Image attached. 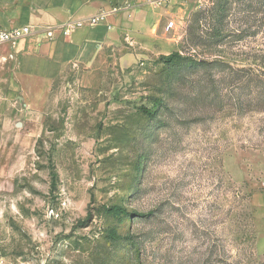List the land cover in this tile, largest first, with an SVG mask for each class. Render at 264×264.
Wrapping results in <instances>:
<instances>
[{
    "label": "rangeland",
    "instance_id": "rangeland-1",
    "mask_svg": "<svg viewBox=\"0 0 264 264\" xmlns=\"http://www.w3.org/2000/svg\"><path fill=\"white\" fill-rule=\"evenodd\" d=\"M157 9L97 79L0 67V264H264V0Z\"/></svg>",
    "mask_w": 264,
    "mask_h": 264
},
{
    "label": "crops",
    "instance_id": "crops-1",
    "mask_svg": "<svg viewBox=\"0 0 264 264\" xmlns=\"http://www.w3.org/2000/svg\"><path fill=\"white\" fill-rule=\"evenodd\" d=\"M112 8L117 11L111 13ZM101 12L106 16L95 26L85 24L66 37L61 35V24ZM160 18V9L143 0H0V30L31 28L14 45H0V67L9 66L15 82L45 86L67 74L94 79L103 69L135 60L126 52L127 42L148 51L143 33L152 41H162Z\"/></svg>",
    "mask_w": 264,
    "mask_h": 264
},
{
    "label": "built area",
    "instance_id": "built-area-1",
    "mask_svg": "<svg viewBox=\"0 0 264 264\" xmlns=\"http://www.w3.org/2000/svg\"><path fill=\"white\" fill-rule=\"evenodd\" d=\"M165 0H143V2L153 8L162 7ZM111 13H115L117 11L116 8H112ZM108 14V13H107ZM106 16V13L101 12L98 15L87 18L86 20L79 21H67L60 25L61 35L63 37L68 36L72 31L77 28L84 26L85 24L89 26H95L100 21H102ZM174 22L170 21L166 25V29H173ZM31 33L30 26H23L15 29H1L0 30V45L1 44H11L14 45L18 40L28 36ZM47 36H51V32H47Z\"/></svg>",
    "mask_w": 264,
    "mask_h": 264
},
{
    "label": "trees",
    "instance_id": "trees-1",
    "mask_svg": "<svg viewBox=\"0 0 264 264\" xmlns=\"http://www.w3.org/2000/svg\"><path fill=\"white\" fill-rule=\"evenodd\" d=\"M184 59L185 58H183L178 52H173L167 56H161L159 58V60L161 62H163L165 65H167L168 67H173L177 63L182 62ZM259 102L264 103V94L263 93L261 94ZM157 103L159 104L158 101H157ZM158 104H156V105H158ZM142 111L145 112L149 116L154 115L152 110H148L144 107H142ZM104 209L108 215H110L111 217H113L117 221H122V219L124 217L129 216V212L125 208H122L119 206H111L109 208H104ZM107 237L111 241H119L122 239V236L118 233L117 229H115V228H111L110 230H108Z\"/></svg>",
    "mask_w": 264,
    "mask_h": 264
}]
</instances>
